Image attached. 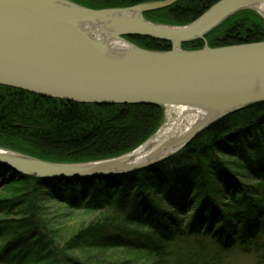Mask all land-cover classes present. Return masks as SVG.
I'll return each instance as SVG.
<instances>
[{
    "label": "trees",
    "instance_id": "16d2710c",
    "mask_svg": "<svg viewBox=\"0 0 264 264\" xmlns=\"http://www.w3.org/2000/svg\"><path fill=\"white\" fill-rule=\"evenodd\" d=\"M130 8L164 0H70ZM219 0H180L144 17L180 27ZM149 51L168 42L125 37ZM264 42V20L236 13L203 41L221 48ZM162 107L81 105L0 86V148L79 164L127 154L160 127ZM249 175L254 183H248ZM44 198L97 213L67 238ZM52 222V223H51ZM264 264V103L235 112L168 160L121 176L38 179L0 165V264Z\"/></svg>",
    "mask_w": 264,
    "mask_h": 264
},
{
    "label": "water",
    "instance_id": "95a60500",
    "mask_svg": "<svg viewBox=\"0 0 264 264\" xmlns=\"http://www.w3.org/2000/svg\"><path fill=\"white\" fill-rule=\"evenodd\" d=\"M179 1L94 10L70 0H0L2 88L87 106L185 109L178 127L189 116L198 119L152 148L161 125L136 149L111 159L58 164L0 148V165L38 179L121 176L168 160L223 118L264 103V42L182 48L236 13L260 11L264 0H219L180 27L144 17ZM125 37L168 42L171 50H145Z\"/></svg>",
    "mask_w": 264,
    "mask_h": 264
},
{
    "label": "rangeland",
    "instance_id": "374dc122",
    "mask_svg": "<svg viewBox=\"0 0 264 264\" xmlns=\"http://www.w3.org/2000/svg\"><path fill=\"white\" fill-rule=\"evenodd\" d=\"M255 12V11H254ZM258 16H260L264 20V15L261 13V11L255 12ZM166 111H163V120L161 125L163 126L166 122ZM160 125V126H161ZM159 129V128H158ZM20 153V152H19ZM244 180L248 183H254L253 180L250 179L249 175L244 176ZM43 205L48 208V212L50 217H52L51 220L54 222V225H59V229L61 230V236L64 238H67L69 235H71L75 230L80 228L81 226L85 225L89 220L95 219V217L98 218L97 213H84L82 211H70L60 205H57L56 203L47 200L44 198ZM51 222V223H52ZM242 264L246 262V260L240 261Z\"/></svg>",
    "mask_w": 264,
    "mask_h": 264
},
{
    "label": "bare ground",
    "instance_id": "6f19581e",
    "mask_svg": "<svg viewBox=\"0 0 264 264\" xmlns=\"http://www.w3.org/2000/svg\"><path fill=\"white\" fill-rule=\"evenodd\" d=\"M261 13L264 15V7L260 8ZM185 109L182 110H173V111H168L166 113V122L165 124L162 126L161 130L159 131V133L157 134L156 137H154V140L152 142V148H154L155 146L161 144L162 142H164V140H166L167 138H169L172 135L178 134L180 131H182L183 129H185L187 127V125L189 124H194L195 121H197V117H195L194 115L187 117L183 123L181 124V126H176L175 125V120L176 118L183 112L185 113Z\"/></svg>",
    "mask_w": 264,
    "mask_h": 264
}]
</instances>
